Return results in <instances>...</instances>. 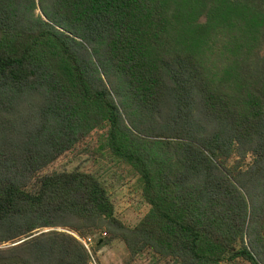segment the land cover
Segmentation results:
<instances>
[{
  "label": "trees",
  "instance_id": "trees-1",
  "mask_svg": "<svg viewBox=\"0 0 264 264\" xmlns=\"http://www.w3.org/2000/svg\"><path fill=\"white\" fill-rule=\"evenodd\" d=\"M36 6L0 0V264H90L102 232L152 264H264V0ZM96 126L139 175L133 226L94 174L45 171Z\"/></svg>",
  "mask_w": 264,
  "mask_h": 264
},
{
  "label": "rangeland",
  "instance_id": "rangeland-1",
  "mask_svg": "<svg viewBox=\"0 0 264 264\" xmlns=\"http://www.w3.org/2000/svg\"><path fill=\"white\" fill-rule=\"evenodd\" d=\"M38 3L39 0H36L35 15L41 14ZM199 20L203 21L204 17L201 16ZM106 136L105 127H93L84 136H79L78 141L50 163L45 171L77 169L94 174L106 187L114 204L115 215L126 225L133 226L147 212L149 205L142 195L139 175L130 165L113 154ZM57 229L68 231L61 227ZM99 235L106 237L108 234L102 232L91 236V242L88 244L91 252L90 264H152L150 256L145 253L131 259L123 240L118 238L93 251L95 238ZM220 264L249 263L238 259Z\"/></svg>",
  "mask_w": 264,
  "mask_h": 264
},
{
  "label": "built area",
  "instance_id": "built-area-1",
  "mask_svg": "<svg viewBox=\"0 0 264 264\" xmlns=\"http://www.w3.org/2000/svg\"><path fill=\"white\" fill-rule=\"evenodd\" d=\"M87 239V240H86ZM86 239H82V240H80L82 243H83V245L85 246V248L89 251V253H90V249H89V245L88 244H90V242H91V237L89 236V237H86Z\"/></svg>",
  "mask_w": 264,
  "mask_h": 264
}]
</instances>
